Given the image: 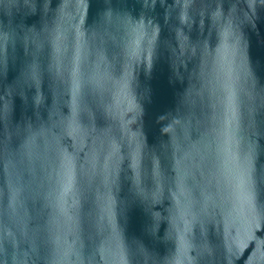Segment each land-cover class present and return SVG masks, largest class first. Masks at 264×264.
I'll return each instance as SVG.
<instances>
[{
    "label": "water",
    "instance_id": "1",
    "mask_svg": "<svg viewBox=\"0 0 264 264\" xmlns=\"http://www.w3.org/2000/svg\"><path fill=\"white\" fill-rule=\"evenodd\" d=\"M0 264H264V0H0Z\"/></svg>",
    "mask_w": 264,
    "mask_h": 264
}]
</instances>
